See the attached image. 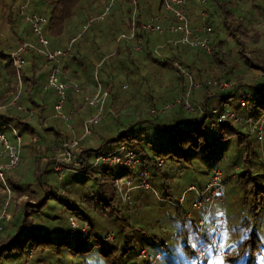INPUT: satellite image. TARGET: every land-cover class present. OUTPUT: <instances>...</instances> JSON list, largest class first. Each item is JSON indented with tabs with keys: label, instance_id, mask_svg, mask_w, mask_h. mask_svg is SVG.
<instances>
[{
	"label": "rangeland",
	"instance_id": "rangeland-1",
	"mask_svg": "<svg viewBox=\"0 0 264 264\" xmlns=\"http://www.w3.org/2000/svg\"><path fill=\"white\" fill-rule=\"evenodd\" d=\"M23 1L24 0H0V3L5 5H12L13 7H15L20 2L23 3ZM46 1H48V3H46ZM51 1L52 0H28V8H26V11L28 9L29 12L43 15L47 19L53 6ZM85 1L89 0H82V3L76 2L74 5V10L71 12V14H69L67 18L62 21L63 27L61 31V42H59L58 47L62 49L65 48L70 38L73 37L74 40L71 42L72 45V43L77 38L72 47L70 45V51L72 54L75 51V48H77L81 44L87 43L88 49L89 51L93 52V55L85 53L84 58H86L87 60L85 61V68L87 71H91V76L98 83H100L98 80L102 82L106 81L105 71L112 64L120 63V66L118 67L122 68V72L115 76L112 83L113 87L111 91L115 96V102L111 107L106 108V103L107 105H109L110 103V98H106L103 106L104 114L112 111L116 117L112 118L111 116H108L107 118L100 120L96 125L93 126L91 135L86 137L85 139L81 138V119H86L87 117L92 115L94 113V110L88 108L85 104H83L81 99L90 94L91 91L88 90V86H93V84H86V87L84 86L85 88L81 89L77 84L74 83L79 88V94L73 95L75 97H78V101L76 99L74 104L77 108L82 107L83 110H86V115L81 110V113H77V115L79 114L78 116L74 117L73 115L74 118L68 124L50 118V101L48 102L47 99H44V103L47 107V110L42 116L44 118L45 127H50L53 129L57 128L70 140H78L81 138L82 140H80V143L78 145V151H81V147H90L92 149L98 147L101 143V137L105 134V132L114 130L110 123L112 121L111 119H118V122L120 123H123L124 119L135 122L138 120L139 116L147 113L149 111L148 104L143 98L142 94L145 93L148 88L150 95H152V93L154 95H152L154 101H156L158 98L164 99L168 97V101L166 104H163L161 102L157 110L153 109L155 111H158V113L163 108V105L165 106L167 104L175 103V101L179 100L180 98V95L178 93V82L175 78V75L172 76L169 71L159 69L152 62V60L154 59L152 53L158 46L164 44L166 33H142L141 50L139 52H135L132 49L134 41H125L123 40V38H119L118 40L117 38L120 32L125 34L128 33L132 11H136L137 3L138 7H140L141 0H134V3L131 1L130 4L128 1L126 2V0H94L93 5L91 4V7L80 10L79 6L82 4L84 5ZM227 1H230V3L232 4V7L229 9L232 13V17L236 19L239 18L245 23L247 22L246 26L248 25L251 27V31L248 33V36L243 40L245 45V53L247 55H250L251 58L262 57L264 60V0ZM148 3L150 13L156 14L157 12H161L157 10L158 0H149ZM143 5L144 7H147L144 3ZM209 6L211 7L210 11L216 12V17L212 22L213 32L210 36L217 37L218 40L222 42V52L225 55V58L227 60L226 62H228L229 65L232 66L235 70H238V67L241 65L239 59V46L226 33L224 27L221 26V20L219 18L220 15L216 11V8H214L211 4L209 5L207 2L204 5H197V9H195V12H197L198 10L204 11L205 9H210ZM99 14H102L104 17H102L101 19H97L96 16ZM206 14L208 15V13ZM207 15L204 21L206 25L210 26L211 30V25L209 23ZM16 17L19 21L23 22L21 23V25H23V28L27 29L28 26L25 19L19 16ZM196 19L197 22L200 21L198 17H196ZM121 23H124L123 27L121 26ZM125 23L127 24V28L125 26ZM6 27L0 30L2 35L6 34ZM251 32L254 34H252ZM145 36L148 38V42H146ZM94 42H96V44L99 46L101 52L100 54H95V47L93 44ZM57 45L58 43L56 42V46ZM160 51L161 49L158 50L159 54ZM193 51L194 50H192V52ZM107 53H111V57L109 59L108 57L103 58V56ZM147 55H149V57H147ZM101 57L103 58L102 61L98 62ZM38 58L39 62H42V59L40 57ZM104 62L105 64L101 66V64ZM5 64L6 61H0V67L2 70ZM126 69L129 70L128 74L125 73ZM130 73H132V75H130ZM0 74L4 75L3 71H0ZM237 74L239 75L238 72ZM130 76H132V78H129ZM140 76L143 77V81L141 82H139ZM240 77L241 83L243 85L249 86L255 82L263 80L264 70H246ZM132 80L133 82H130ZM205 80L213 81V79H210V77L203 78V80L201 81H194L202 83ZM12 83H15L14 77L12 79ZM228 84L234 85L230 82H228ZM235 86H237V88H240L237 84ZM170 89L172 90L171 92ZM249 89L248 87H244L240 88L239 90L250 93ZM197 93L198 96L195 97L192 94L193 97L191 98L193 102L195 101V103L203 102L206 95H217L218 93L222 92L217 89L205 87ZM38 95H40V97L43 96L42 94ZM135 95H137V97ZM20 98L24 99L23 96H20ZM19 105L22 106L23 109H32L25 106L24 104ZM177 107L179 106L173 107L170 111L175 110V108ZM210 107L216 108L220 107V105L216 103L212 104ZM224 108L229 109L235 114L237 112L238 116H240V113L243 111L236 106L234 99H230L228 101V104L224 105ZM170 111H166L167 114L165 115L162 114V116H158L159 119L160 117H162V120H167L168 117L165 116H171V113H169ZM70 112H72L73 114L72 109L70 110ZM184 114L190 117H197L196 114ZM254 116H257V114L254 113ZM32 119L33 118H31V120ZM31 122L33 125H35L37 135H34L32 142L25 135H20L19 162L14 169L4 172L6 183H9L8 179L15 182L17 181L23 186L22 191L25 195L27 194V192L25 191L26 186L24 185L35 182L38 188L36 177L33 176L36 165L39 164L41 167L42 165L47 164L46 161H44L45 157L42 158L39 154L38 148H36L40 145V148L42 149L40 137L51 142L48 135L46 133H42L43 128L37 126L35 118ZM67 125H69V128L66 127ZM239 126L243 127L249 132V134H251L248 125ZM241 133L243 132L241 131ZM3 134L8 139H11V134L8 129H4ZM251 135L252 136L249 137V141L252 143V152L249 155V165L252 170L256 169L257 172L251 173V175L256 176L252 177L253 182H251L248 177H246V179L239 178L242 172V164L240 161V157L242 158V151H238V153H236V148L234 145H229L222 155V160L214 165L206 164L204 163V161H201L198 158L192 159L189 163L180 161L179 163L175 164V168L172 169L170 178H168L166 182V193L168 197L162 195V191L160 189L155 188L157 187L155 183L152 185L153 187L150 185V187L154 188L158 196L165 198L164 203L157 202L156 199L148 191L134 190L130 193V200L133 203V210L132 212L130 211L124 214V217L127 218V224L129 225V227L125 229V231L119 236V239L118 237H115L118 234V227L117 224L113 222L114 217L110 218L108 214L107 217L104 216V213L106 212L105 210L104 213L100 210L98 211L97 215H95L92 212V209L89 207V204L92 206L97 205V193H99V187L95 182V175L97 176V173L95 174L90 172H95V170H98L100 168L85 169L84 173H82L83 175H86L85 177L79 176L75 173L66 172L62 174V176L58 179V176L56 174L51 172L49 173V171L45 172L42 176L40 175V177L38 176L40 178V184L54 187L52 193L56 196V201L51 198V200L46 203L44 209L42 210V213L31 215L29 220L34 226L43 228L44 230H47L51 233H55L60 230L64 231L59 236V238L53 237L54 242L65 238V232L67 231L66 228H68L67 218H72V216H70L69 211L63 204L57 202V200L60 201V199L63 201L65 200L67 203L69 202L72 207H76L79 211H85L87 213L90 225L94 227V231H96L95 234L97 236H101L106 232H112L115 237V245L118 248H122V246H124L123 242L125 238L127 241L126 245L129 250L126 256H132L134 252H137V249L142 247L141 249H148V252L151 255H156L159 257L158 261L155 264H184L186 261L184 259L186 257L183 249V243L188 245V247L191 249L196 244L194 240L195 232L193 231V228H189V230H187V233L184 231V233L180 234L179 239L173 240L171 238V235H178L180 233V227L177 226V229L172 228L171 225L165 223L162 226L167 229V234L165 236L159 237V239H153V243L152 238L156 235V232L152 229V227L156 221L165 220V218L169 219V217L175 216L173 209L169 207L168 203L170 205L173 204L174 206H176L174 203L177 202L178 197L181 195L186 186H203L208 178L211 169L217 168L222 172L224 171V175L227 177H225V181L223 180L222 195L220 196L219 201L213 203L211 210L204 222L203 230H207L212 222H222L225 225L226 230L216 238H214L213 243L216 252H227L230 256L234 255L237 252V248L240 247L245 239H249V237L251 239V235H254L258 241L256 240L257 249L253 250L252 252L251 262L252 264H264V194L258 193L256 191L257 186L263 187L264 189V157H261L259 152L260 146L258 143H256L253 134ZM60 143L58 142V144L47 145L49 149L47 153L49 158L52 156L53 147H57ZM112 147H114V149L117 148L115 146ZM30 148L36 149L30 150ZM75 155L77 156V152L75 153ZM81 156L87 164H90V162L94 158L93 157L90 160H87L85 155ZM166 163L168 164V162ZM230 163L235 165L233 168H236L237 170H233V174L235 177L233 179L228 178V176H230L231 174V169L228 168ZM111 173L112 175H118V172L115 169H111ZM126 177H124L123 179H125ZM40 194L42 198L43 194L41 192ZM4 198L2 197L0 192V204L2 206L4 204ZM192 198L193 197L191 194L185 195L184 202L181 205V208L184 211H189V204ZM166 199L170 202L166 203ZM83 200H86V202H83ZM22 202H24L23 197L17 198L16 194L14 192H11L10 199L6 206L7 218L0 223V236L4 235L5 232L7 233V230L12 223L9 221L10 216L11 218L19 217V210H15L20 205H23ZM1 205L0 211L2 207ZM200 216L201 212L195 211L192 212L191 218H195L194 220L197 221ZM196 221H194V226ZM188 224L189 223H187V225ZM187 225H185V227ZM139 231L143 232L145 239L136 240V237H141V233ZM160 241L162 243L161 247L159 245ZM89 242H91V240H88L85 245L89 244ZM152 243L153 246H151ZM60 252L66 251L64 250ZM60 252H53L51 253V256H47L46 264H78V259L76 258V256L71 258L68 255L65 256L64 253L61 254ZM26 255L27 251H22L3 260L1 264H23L25 263L24 261ZM246 256L247 252L246 254L244 253L241 257V263L242 259H244V257ZM220 259L221 258L215 256L214 252L208 251L204 262L206 264H219ZM84 260L87 264H105L99 255L94 254L86 256ZM187 260L189 261V259ZM124 263L136 264L133 258L132 260L131 258L130 260H125ZM227 264L229 263L227 262Z\"/></svg>",
	"mask_w": 264,
	"mask_h": 264
},
{
	"label": "trees",
	"instance_id": "trees-1",
	"mask_svg": "<svg viewBox=\"0 0 264 264\" xmlns=\"http://www.w3.org/2000/svg\"><path fill=\"white\" fill-rule=\"evenodd\" d=\"M93 1L94 0L85 1L84 5L82 4L79 6V9L83 10L91 7V4L93 5ZM127 1L130 4L131 1L134 0H126V2ZM148 1L149 0H141L140 7H138L137 3L135 19L138 24L147 17L153 15L149 11ZM76 2L82 3V0L51 1L53 6L49 16L46 19V23L43 26V34L44 37H46L50 49H53V46H55L56 48L59 46V42H61V31L63 27L62 21L67 18L69 14H71V12L74 10V5ZM143 3L147 7H144ZM19 4H22V2H20ZM157 4V10L161 12H157L156 14L163 13L160 0H158ZM189 4L190 7L187 11V17L189 26L193 28L198 24L196 19L198 15L195 12V9H197L198 4H196L194 0H189ZM208 4H211L214 8H216V11L220 15L218 16L221 20V26L224 27L226 33L239 46V59L241 65L238 67V70H235L232 66L229 65L228 62H226L227 60L222 52V42L218 40L217 37L210 36L213 32L212 22L216 17V12L210 11V6V9H205L204 12L205 15H207L206 13H208L207 16L211 25V31L206 34H201V36H209L208 40L210 46V53L208 55H205L199 50H194L192 52V50H188L187 48H184L179 45L173 47L170 44H166L160 51V57H157L152 54L154 57L152 62L159 69L169 71L172 76L175 75V78L178 82L179 95H181L184 91L185 85L177 67L184 68L195 81H201L203 80V78L210 77V79L216 80L217 82H230L234 84L233 86L237 84L240 88H250L249 91L251 94V98L248 101L247 108L241 109L243 111L240 113V116L242 119L250 118L254 121L260 119L264 120V78L261 81L255 82L252 85L247 86L241 83L240 77L246 70H264L263 58H251L250 55H247L244 50L245 45L243 40L248 36V33L251 31V27L248 25L246 26L247 22L245 23L239 18L236 19L232 17V13L229 10L232 7L230 1L208 0ZM18 5L13 7L12 5H5L0 3V30L6 26L8 27L6 34H0V61H6V64L3 66V70L0 67V71H3L4 73V75L0 74V106H4L6 103H8L10 98L12 79L15 76L11 66V62L9 60L8 50H10V48L13 49L12 47H14L13 45L15 41L18 40V38H22V40H27L30 35L29 27L27 29H24L23 25H21V23L23 22L19 21L16 17H23L18 13ZM26 8H28V4ZM26 12L32 13L29 12L28 9ZM99 15L96 16L97 19H101L102 17H104L102 15L101 18H99ZM123 25L124 23H121L122 27ZM125 26L127 28L126 23ZM165 35L166 42L170 35ZM76 40L72 43V45L76 42ZM56 42L58 43L57 46ZM146 42H148L147 37ZM93 44L95 47V54H100L101 52L99 46L96 44V42H94ZM71 47L69 49V55L58 58L55 63H48L41 56L33 53H28L30 54V56L27 59H25L26 55L24 56V68L22 67L23 71H21L20 73L23 87L22 96L24 97V99H20L18 104H24L25 106L32 108L31 110L33 111V116L31 118H35L37 126L43 128L42 133H46L50 138L51 142L40 137L42 149L40 148V145L36 147L39 150L40 156L42 158L45 157L44 161H46L47 163L45 165H42L41 167L39 164H37L33 172V176L36 177V182H38V188L35 182L24 185L26 186L25 191L27 192V194L25 195L22 191L23 186L21 184H19L17 181L15 182L8 179V186L10 188V191L14 192L17 198L23 197L24 202H22L23 205H20L15 210H19V217L11 218L10 216L9 221L12 223L9 226L7 233L5 232L4 235L0 236V264L3 260L22 251H27V255L25 256L24 261L26 264H46L47 256H51V253L53 252H60L64 250L66 252L60 253H64L65 256L68 255L71 258L76 256V258L78 259V264H87L84 258L91 254L99 255L105 264H125V260H130V258L131 260L132 258L134 260V257L136 256L137 252L139 251V249L142 248L141 247L137 249V252H134L132 256H126L129 250L126 245L127 241L125 238L123 242L124 246H122V248H118L115 245V239L113 242L110 243L103 242L101 240V237L103 235L97 236L95 234L96 231H94V227L90 225L87 213L85 211H79L76 207H72L69 202L67 203L65 200L63 201L61 199L60 201L57 200V202L63 204L66 207L72 218L74 217V219L78 220L79 223H86L87 225H90L88 232L84 238H80L78 233H75L73 234V236L69 237L68 227L66 228L67 231L65 230V238L54 242L53 237L59 238V236L64 231L60 230L55 233H51L47 230H44L43 228L34 226L29 220L31 215H36L38 213L41 214L46 203L51 200V198L54 200L56 199V196L52 193V190L54 189L53 186L51 187L39 183L40 175L42 176L47 171H49V173H53L50 166V158L47 154L49 150L47 145L58 144V142L60 143L69 140L66 135L61 133L57 128L53 129L50 127H45L44 118L42 116L47 110V107L44 103V95L42 93L41 94L43 96L40 97V95H38L40 93L37 91L38 87H36L34 84V82L37 81L34 73L37 68H40L39 64L43 67H49L48 72L52 68L58 67L62 74L68 76L69 79L66 80V82L75 83L81 89H84L86 87L85 85L89 83L94 85V78L90 74L91 71H87L85 68V61L87 60L86 58H84L85 53L93 55V52L89 51L87 43L81 44L80 46L75 48V51L72 54L70 51ZM38 57L42 59V62H39ZM105 57H108L109 59L111 57V53H107L103 56V58ZM147 57H149V55H147ZM103 58L101 57L98 62L102 61ZM104 64L105 62L102 63L101 66H103ZM118 66H120V63H115L110 65V67L106 69L105 82L98 80L102 89L108 94L107 99L110 98V103L109 105H107L106 103V108L111 107L115 102V96L112 94L111 89L113 87L112 83L115 76L122 72V68ZM237 72L239 73V75L237 74ZM125 73L128 74L129 70L126 69ZM130 75H132V73H130ZM129 78H132V76H130ZM141 81H143L142 76L139 77V82ZM130 82H133V80ZM203 88H205V86H203ZM171 91L172 90L170 89V92ZM142 95L148 104L149 111L147 113L143 114L142 116H139L138 120L135 122L128 121V119H124V122L120 123L118 122V119H111L112 121L110 123L114 130L106 131L105 134L101 137V143L95 149H92L90 147H81L80 154L85 155L87 160H90L91 158L99 154L111 151L112 149H114V147L112 146H124L126 149L131 150L135 154L141 166L144 165L149 168V184L152 186L155 183L157 187H155V185L154 187L156 189H160L162 191V195L168 197L166 193V182L168 178H170L172 169L175 168L176 163H179L180 161L184 163H189L192 159L198 158L199 160L204 161V163L206 164L214 165L220 160H222V155L226 151L227 147L229 145H234L236 148V153H238V151H242V158L240 157V161L242 164V172L239 178L246 179V177H248L251 182H253L252 177L256 176L251 175V173L257 172L256 169L252 170L249 165V155L252 152V143L249 141V137H251L252 135L249 134L246 129L240 127L239 125L232 124L229 122L216 123L214 120L208 117H190L184 114L183 111H181L180 106V108L177 107L175 108V110H168L170 111L169 113H171V116H165L168 117V119L164 121L162 120V117H160L159 119L158 116H162V114L165 115L168 111L165 113H158V111L154 110L155 113H151V110H157L161 102L163 104H166L168 101V97L164 99L158 98L156 101H154L152 98L153 93L152 95H150L149 88ZM234 95L235 94L233 91L229 93L222 92L218 93L217 95L210 94L204 97L203 102L197 103L200 106L206 108H209L212 103H217L218 105H222L224 107V105L228 104V101L230 99H235ZM135 96L137 97V95ZM71 97L72 95L69 90L67 93V100L64 105L63 111L66 113L67 110L72 109L73 115L74 117H76L79 115H77V113L82 110V107H75L73 101L70 99ZM162 107H164V105ZM83 112L86 115V110H83ZM254 113H256L257 116H254ZM236 114L238 113L236 112ZM31 118H28L26 114L22 112L19 113V111H16L13 108L2 110L0 112V133H3V130L5 129L2 124H9L17 131L19 135H25L32 142L34 135H37V132L35 125H33L31 122L33 120H31ZM50 118H52L51 115ZM82 120L83 118L81 119V121ZM92 130L93 126L90 131ZM241 131L244 134L241 133ZM36 148H30V150H34ZM159 162H161L160 166H158ZM166 162H168V164ZM234 166L235 165L231 163L229 164L228 168L231 169V174L230 176H228V178H235L233 173L237 170H234ZM99 168L100 169L95 170V172H90L95 174L97 173V176L95 174L94 175L95 182L99 187V193H97V205L92 206L89 204V207L92 209V212L95 215H97L98 211L101 210L104 213L105 210L106 212L104 213V216L107 217L108 214L110 218L114 217L113 222L116 223L118 227V234L115 237H118L119 239V236L125 231V229L129 227V225L127 224V218L124 217V214L130 211L132 212L133 203L131 200L129 203L125 204L120 202L113 188L112 180L116 177H123L127 175L120 172H118V175H112V168L104 166H101ZM213 169H211V171ZM222 174L223 180L225 181V177L227 176L224 175V171L222 172ZM79 176L85 177L86 175L82 174ZM202 187L203 186L197 188L201 189ZM152 190L153 193L148 190L137 189V191L150 192V194L156 199L157 202L164 203L165 198L158 196L154 188H152ZM256 191L258 193L264 194L263 187L257 186ZM0 192L2 197L4 198L1 185ZM40 192L43 194L42 198ZM83 202H86V200H83ZM168 202L170 201L167 200L166 203ZM176 203L177 202H175L174 204ZM168 205L171 209H173L175 216L169 217V219L165 218V220L156 221L153 227L156 226L158 222H161L162 225L167 223L168 225H171L172 228L176 229L177 226H179L180 233L178 235L175 234V238H172L171 236L173 240L179 239L180 234L184 233V231L187 233V230H189V228H193V231L195 232L194 240L196 242L197 228L196 223L194 226V221H196L194 220L195 218L190 217L189 219L181 221L180 219L185 216V211L181 208V205L174 206L173 204L170 205L169 203ZM187 223L189 224L187 225ZM185 225L187 226L185 227ZM139 232L141 233V237H136V240L145 239L143 232ZM253 236L254 235H251V239L250 237L249 239H245V241L240 245V247L237 248V252L234 255L230 256L228 254V258L226 261L229 264H252V252L253 250L257 249V238H255L254 236V239ZM153 239H157L156 235L152 238V241L154 243ZM88 240H91V242L85 245ZM153 243L151 246H153ZM159 245L160 247L162 246L161 241ZM183 249L186 257L184 260L195 258L192 249L189 248L188 245L183 243ZM246 252L247 256L242 259L241 263L240 259L244 253L246 254ZM140 263L144 264L141 261L139 263L136 262V264Z\"/></svg>",
	"mask_w": 264,
	"mask_h": 264
},
{
	"label": "built area",
	"instance_id": "built-area-1",
	"mask_svg": "<svg viewBox=\"0 0 264 264\" xmlns=\"http://www.w3.org/2000/svg\"><path fill=\"white\" fill-rule=\"evenodd\" d=\"M198 5H204L208 0H194ZM134 3V1H132ZM48 3V1H46ZM28 0H25L18 6V13L22 15L28 24V27L33 35V42L18 41L13 50L9 51V60L15 75V85L10 95V100L4 106H0V111L7 108H13L16 111L22 112L31 118L33 111L31 109H23L18 104L22 91V82L20 77V70L24 64V56L28 53H33L41 56L48 63H55L58 58L68 56L71 42L74 38H70L69 43L63 49H50L48 42L43 35L42 28L46 23V17L36 13H27L26 7ZM163 13L153 14L147 17L139 24L135 19V12L132 11L131 20L129 22V31L127 34L120 33L119 38L125 41H134L132 49L135 52L141 50V34H163L170 35L168 40L161 46H158L152 54L160 57L158 50L162 49L164 45L170 44L171 46H182L190 50H199L205 55L210 53L209 40L206 35L201 34L209 33L210 26L205 24V12L197 11L199 17L197 26L190 27L188 23L187 11L190 7L189 0H160ZM102 14L98 17L101 18ZM180 76L184 81V91L180 95L179 100L175 103L165 105L159 113H164L175 106H180L184 113L196 114L198 118H211L216 123H232L236 125H248L249 131L253 134L257 143L260 146V155L264 157V120H252L250 118L242 119L240 116L225 109L222 105L216 108H206L193 102L192 93L198 92L205 87L217 89L223 93L234 92V102L239 109H246L251 94L239 90V88L225 82H217L216 80H205L202 83L195 82L190 74L181 67H177ZM60 71L58 67L52 68L43 84L34 82L35 86L46 93L51 102V117L53 119L62 121L68 124L73 119L72 112L65 113L63 111L64 105L67 100V93L69 90L73 94H79L77 85L66 82V78H60ZM107 92L104 91L101 85L94 80V85L89 95L83 97L82 103L88 108L94 110V113L82 121V139L91 135L90 128L96 125L100 120L111 116L115 118L112 111L103 113L104 101L107 98ZM192 100V101H191ZM193 102V103H192ZM151 113H155L151 110ZM5 129H8L11 134V140L8 139L3 133H0V185L2 193L5 196L4 204L0 211V223L7 218L6 206L10 199V188L6 183L4 172L14 169L19 162V149H20V135L9 124H2ZM69 128V125L66 126ZM71 140L60 143L57 147H53L52 156L50 157L51 170L58 176L66 172L82 175L85 169H96L101 166L115 169L117 172L127 175L123 177H116L112 180L115 193L121 203H129L130 193L137 189L148 190L153 193L149 184V168L139 165V160L135 154L126 149L124 146H118L110 152L99 154L95 156L90 164H87L82 159L78 145L80 140ZM77 152V156L75 153ZM161 162L158 163V166ZM236 170V168H235ZM126 177L125 179H123ZM223 191V174L219 169H213L207 181L201 189L194 185H188L182 191L177 199L176 206H180L184 202L186 194H191L193 199L189 204V211L180 220L189 219L192 212H201V216L196 221V244L192 248L195 258L186 260L184 264H206L204 262L208 251L214 252L215 256L222 258L223 264H227L228 253L216 252L213 239L226 230L222 222H212L207 230H203L204 222L211 210L213 203L219 201ZM69 237L78 233L80 238H84L88 232L89 226L86 223H79L74 218H68ZM156 232V237L164 236L167 234V229L164 228L161 222L152 228ZM211 233V234H210ZM175 238V234L171 235ZM103 242H113L114 235L112 232H107L101 237ZM159 257L151 255L148 249H140L134 257L135 262H143L144 264H154L158 261ZM26 264V263H25Z\"/></svg>",
	"mask_w": 264,
	"mask_h": 264
},
{
	"label": "crops",
	"instance_id": "crops-1",
	"mask_svg": "<svg viewBox=\"0 0 264 264\" xmlns=\"http://www.w3.org/2000/svg\"><path fill=\"white\" fill-rule=\"evenodd\" d=\"M25 1V0H24ZM23 1V2H24ZM20 5V4H19ZM18 5V6H19ZM19 15V14H18ZM145 20V19H144ZM143 20V21H144ZM27 26H28V24H27ZM7 30H8V28L6 27V33H7ZM42 31H43V28H42ZM29 33H30V35H29V38H27V40H22V38H18V40H16L15 41V43H14V47H15V45H16V43L18 42V41H28V42H33V35L31 34V32L29 31ZM0 34H2L1 32H0ZM44 35V34H43ZM46 38V37H45ZM14 47H12V48H14ZM53 49H57L55 46H53L52 47ZM59 49H61V48H59ZM10 50H11V48H10ZM10 50H8V53H9V51ZM30 56V54H27L25 57V59H27L28 57ZM39 67L40 68H37L36 69V71H35V73H34V75L36 76V80L38 81V83L39 84H43L44 82H45V80H46V76H47V72H48V69L49 68H47V66H45V67H43V66H41L40 64H39ZM24 68V67H23ZM23 68H21V70H20V73H21V71H23ZM60 71V70H59ZM61 73V72H60ZM14 78H15V76H14ZM60 78H66V80H68L69 78H68V76L67 75H64V74H62L61 73V75H60ZM95 80V79H94ZM70 84H74V83H70ZM14 85H15V83H12V85H11V90L13 91V87H14ZM75 85V84H74ZM92 87L93 86H88V90H92ZM12 91H10V95H11V93H12ZM37 91L41 94H43L44 95V99H47V101L49 102L50 100L48 99V97H47V95H46V93L45 92H43L42 90H40L39 88L37 89ZM70 92H71V95H72V97L70 98L72 101H73V103L75 102V100L77 99V101H78V97H75V96H73V95H75V94H73V92L70 90ZM22 93H23V87H22V91H21V96H22ZM195 93H197V92H194L193 93V96H198L197 94H195ZM192 96V97H193ZM21 99V98H20ZM9 100H10V98H9ZM37 102H38V100H37ZM36 102V103H37ZM50 104H51V102H50ZM212 104H215V103H212ZM74 106H75V104H74ZM76 107V106H75ZM7 109H9V108H7ZM82 111H83V109H82ZM1 112V111H0ZM67 112H70V110H67ZM66 112V113H67ZM91 116V115H90ZM74 118V117H73ZM83 120H85V119H83ZM82 120V121H83ZM82 121H81V123H82ZM11 140V139H10ZM70 140V139H69ZM71 140H74V139H71ZM70 140V141H71ZM81 152V151H80ZM234 170H235V168H234ZM179 198V197H178ZM187 211H185V213H186ZM220 235V234H219Z\"/></svg>",
	"mask_w": 264,
	"mask_h": 264
},
{
	"label": "snow or ice",
	"instance_id": "snow-or-ice-1",
	"mask_svg": "<svg viewBox=\"0 0 264 264\" xmlns=\"http://www.w3.org/2000/svg\"><path fill=\"white\" fill-rule=\"evenodd\" d=\"M219 264H223V260H222V258L220 259Z\"/></svg>",
	"mask_w": 264,
	"mask_h": 264
}]
</instances>
